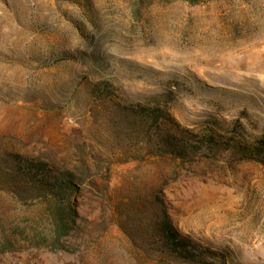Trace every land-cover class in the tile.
I'll return each mask as SVG.
<instances>
[{"label":"rangeland","instance_id":"374dc122","mask_svg":"<svg viewBox=\"0 0 264 264\" xmlns=\"http://www.w3.org/2000/svg\"><path fill=\"white\" fill-rule=\"evenodd\" d=\"M263 135L264 0H0V264H264V164L228 146ZM26 159L74 176L67 234Z\"/></svg>","mask_w":264,"mask_h":264},{"label":"trees","instance_id":"16d2710c","mask_svg":"<svg viewBox=\"0 0 264 264\" xmlns=\"http://www.w3.org/2000/svg\"><path fill=\"white\" fill-rule=\"evenodd\" d=\"M139 111L154 124H157L162 119H170L169 112L161 107L140 106ZM205 139L202 142L217 143V138L214 135L205 137ZM228 146L241 153L244 159L264 164V135L254 141L234 137L228 140ZM185 150H187V146H183V150L179 151L180 154L184 155ZM23 166L25 174L30 176L41 190L45 189L47 192L46 196L54 201L57 231H63V234H67V217L72 216L74 212L70 203V197L76 190L73 181L74 176L67 172L57 175L49 168L47 163L39 159H26ZM160 232L169 246L183 259L206 262L210 254L215 255L214 251L203 249L194 241L181 236L165 214L161 218Z\"/></svg>","mask_w":264,"mask_h":264}]
</instances>
